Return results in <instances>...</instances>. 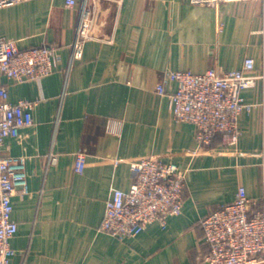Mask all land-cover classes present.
Returning <instances> with one entry per match:
<instances>
[{
	"label": "crops",
	"instance_id": "0c3cea01",
	"mask_svg": "<svg viewBox=\"0 0 264 264\" xmlns=\"http://www.w3.org/2000/svg\"><path fill=\"white\" fill-rule=\"evenodd\" d=\"M82 1V0H80ZM96 33L71 63L80 6L22 0L0 8V33L21 48H55L56 67L40 79H8L9 100L35 103L34 124L5 140L27 158L29 193L13 197L19 230L10 264H209L201 220L245 186L253 211L264 199V78L242 95L255 104L239 120V142L217 134L202 146L194 123L175 119L157 87L167 70L264 72V18L256 0H89ZM58 156L48 164L50 153ZM84 171H77L79 153ZM154 156L186 173L183 210L163 227L120 239L101 229L115 188L130 189L131 163ZM264 264V263H261Z\"/></svg>",
	"mask_w": 264,
	"mask_h": 264
},
{
	"label": "built area",
	"instance_id": "2783aa9c",
	"mask_svg": "<svg viewBox=\"0 0 264 264\" xmlns=\"http://www.w3.org/2000/svg\"><path fill=\"white\" fill-rule=\"evenodd\" d=\"M22 0H0V8ZM196 3L218 5L225 1L193 0ZM262 16L264 18V0ZM69 7L80 6V17L72 43L71 63L83 58L88 40L96 33L98 11L89 0H66ZM56 67L55 48L40 45L21 48L17 39L0 33V264H10L16 250L12 239L19 230L13 217V197L29 193L27 158L4 150L9 136H18L21 129L34 124L35 103L28 99L9 100L8 79H40ZM256 60L246 57L240 69L224 70L218 66L204 72L167 70L157 90L166 94V85L176 82L177 89L168 93L175 119L194 123L200 145H210L217 134L224 143L239 142V120L255 106L242 91L256 85L262 74H254ZM58 156L50 153L48 164ZM86 156L79 153L77 171L83 172ZM264 165V163H263ZM135 179L128 190L115 188L107 200L101 229L120 239L134 237L154 222L166 227L171 218L183 210L186 173L175 162H163L154 156L132 162ZM245 186L241 185L235 199L202 218L201 226L209 251L204 257L209 264L264 263V199L260 209Z\"/></svg>",
	"mask_w": 264,
	"mask_h": 264
}]
</instances>
